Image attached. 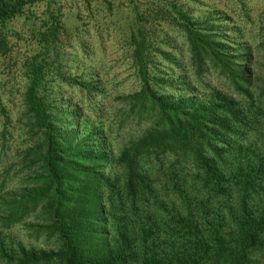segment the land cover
Returning <instances> with one entry per match:
<instances>
[{"label": "rangeland", "instance_id": "obj_1", "mask_svg": "<svg viewBox=\"0 0 264 264\" xmlns=\"http://www.w3.org/2000/svg\"><path fill=\"white\" fill-rule=\"evenodd\" d=\"M50 1L62 26L47 49L40 43V33L48 25L47 0H32L19 13L0 20V250L8 253L5 256L17 254L22 247L55 250L59 246L42 208L47 193H29L44 186V172L36 157L42 138L25 100L29 64L34 58L44 64L39 94L47 121L62 137L60 146L79 142L84 154L100 158L92 166L85 162L92 171L81 179L82 194L100 203H115L104 214L109 219L105 229L115 240L126 221L119 202L129 199L122 194L127 174L119 157L148 126L147 114L140 117L130 108V102L136 101L132 94L143 85L133 55L135 40L140 39L138 30L146 35L145 72L148 85L157 94L203 102L235 98L248 104L209 61L201 69L194 65L180 12L187 13L205 32L211 28L223 38L249 44L254 54L252 70L258 78L264 76V0ZM256 86L252 91L260 100L258 121L246 132L235 127L228 144L223 143V154L227 152L229 159L234 147H246L252 164L264 161L260 157L264 156V91ZM241 154L237 159L245 161ZM137 160L135 175H141L151 188L147 196L152 205V209L143 207L129 217L139 250L158 238L165 244L176 240L180 245L186 232L174 219L189 206L201 213L200 222L207 231L212 226L228 239L225 233L237 223L232 216L239 215L237 188L218 194L211 186H202L188 152L174 155L146 150ZM249 195L248 205L254 213H264L262 191L256 186ZM150 224L152 232L145 233L143 229ZM249 258L246 264H264L263 254L253 252ZM15 261L0 255V264ZM41 264L61 263L52 259Z\"/></svg>", "mask_w": 264, "mask_h": 264}, {"label": "trees", "instance_id": "obj_2", "mask_svg": "<svg viewBox=\"0 0 264 264\" xmlns=\"http://www.w3.org/2000/svg\"><path fill=\"white\" fill-rule=\"evenodd\" d=\"M31 1L0 0V20L19 13ZM50 5L51 1L47 0L48 25L40 33V43L45 49L62 26ZM180 17L194 65L201 69V65L209 61L225 75L237 93L248 99V104L235 98L203 102L157 94L148 85L145 72L146 35L138 30L140 39L135 40L133 55L140 68L143 85L132 94L136 101L130 102V108L132 111L136 109L133 113L140 117L143 113L147 114L148 126L143 134L122 150L119 157L127 174L122 194L128 195L129 199L119 202L126 221L120 229L118 240H115L105 229L109 219L104 215L107 207L113 208L115 203H100L98 199H86L82 194L84 181L81 179L87 177V173L92 171L91 166L97 164L100 158L95 154L91 157L84 154L79 142L72 146H60L62 137L47 121L48 114L39 94L44 64L34 58L29 64L25 100L32 113L33 126L40 130L42 138V143L36 147V157L44 172V186L41 184L29 193L36 196L40 191L47 193L41 200L42 208L54 228L59 246L55 250H27L22 247L17 254L8 256H5L8 253L0 250L1 256L12 261L16 259V264H41L52 259L61 264H228L231 261L233 264H246L248 259L251 261L249 254L256 252L264 255V213H254L248 205L251 189L257 186L264 194V161L258 159L252 164L249 161L251 158L246 157L249 150L243 146L234 147L230 159L227 152L223 154V143L228 144L229 134L234 132L235 127L237 131L245 129L246 132L254 120L258 121L260 100L254 98L252 88L257 83L256 88L260 86L264 91V76L258 78L252 70L254 54L249 44L228 36L223 38L220 32H212L211 28L205 32L195 26L185 12H180ZM146 150H163L174 155L188 152L202 186H211L218 194H228L238 189L239 215L235 212L232 216L237 223L225 233L229 234L228 239L212 226L211 232L207 231L200 222L201 213L189 206L184 215L174 219L176 225L186 232L180 245L176 240H169V244H165L158 238V242L154 240L152 244H143L140 250L135 246L137 235L131 228L132 219L129 218L135 215L130 214L143 207L152 209L147 196L151 188L145 185L141 175H135L139 167L137 156ZM241 153H244L245 161L243 158L237 159ZM260 157L264 159V156ZM86 161L91 166L86 165ZM143 230L150 233L153 225Z\"/></svg>", "mask_w": 264, "mask_h": 264}]
</instances>
